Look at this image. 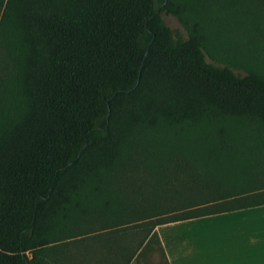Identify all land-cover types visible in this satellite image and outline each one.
Wrapping results in <instances>:
<instances>
[{
	"label": "trees",
	"instance_id": "obj_1",
	"mask_svg": "<svg viewBox=\"0 0 264 264\" xmlns=\"http://www.w3.org/2000/svg\"><path fill=\"white\" fill-rule=\"evenodd\" d=\"M171 154L198 199L156 220L123 179ZM259 205L264 0H0V264H129Z\"/></svg>",
	"mask_w": 264,
	"mask_h": 264
},
{
	"label": "crops",
	"instance_id": "obj_2",
	"mask_svg": "<svg viewBox=\"0 0 264 264\" xmlns=\"http://www.w3.org/2000/svg\"><path fill=\"white\" fill-rule=\"evenodd\" d=\"M129 264H264V205L157 225Z\"/></svg>",
	"mask_w": 264,
	"mask_h": 264
},
{
	"label": "rangeland",
	"instance_id": "obj_3",
	"mask_svg": "<svg viewBox=\"0 0 264 264\" xmlns=\"http://www.w3.org/2000/svg\"><path fill=\"white\" fill-rule=\"evenodd\" d=\"M162 16L172 30L186 35L184 28L173 15L163 13ZM164 150L171 153L168 148ZM139 158L142 159V157ZM179 158L178 155L171 154L163 162L154 159L153 168L151 161H146L145 158L142 159L144 163H135L124 176L123 184L128 187V191L132 190L131 192L137 198L145 201L146 216H157L159 220L173 218L186 212L185 207L193 200L190 198L194 196V199L197 198L198 192L192 190L189 177L182 170L176 168Z\"/></svg>",
	"mask_w": 264,
	"mask_h": 264
}]
</instances>
